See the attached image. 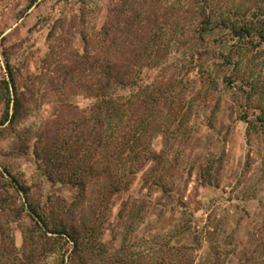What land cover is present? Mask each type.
<instances>
[{
  "label": "rangeland",
  "instance_id": "1",
  "mask_svg": "<svg viewBox=\"0 0 264 264\" xmlns=\"http://www.w3.org/2000/svg\"><path fill=\"white\" fill-rule=\"evenodd\" d=\"M118 1L37 0L27 9L29 0H0V80L5 76V50L24 93L26 116L15 126L16 132H36L53 114L89 105L90 99L79 90L65 89L67 69L77 65V54L83 53V35L91 45L97 42L109 9ZM148 1L156 7L173 2ZM56 19L60 26L48 36ZM170 30L166 28V34ZM216 37L208 38L207 51L199 60L207 72L201 74L195 67L183 76L196 105L189 130L155 134L151 149L159 161L146 163L134 174L130 187L117 194L109 207L101 241L110 251L138 244L134 250L140 252L141 264L171 261L170 247L183 244L191 246L182 253L193 264H264V43L235 51L238 64L233 69L221 66L232 42L218 44ZM174 48L170 56L175 55ZM87 73L82 77L86 81L91 79ZM161 75V69L147 67L140 79L152 84ZM226 76L237 81L229 83ZM33 142L30 135L0 141V166H7L29 186V197L40 205L49 204L48 195L70 203L78 190L52 184L41 175L31 152ZM25 144L30 148L21 153ZM203 168L210 183L200 178ZM90 200L87 196L80 209L88 210ZM125 207L128 212L122 218ZM186 222L191 229L175 236ZM28 224L26 218L10 223L18 249ZM69 247L56 248L41 264H59Z\"/></svg>",
  "mask_w": 264,
  "mask_h": 264
},
{
  "label": "trees",
  "instance_id": "2",
  "mask_svg": "<svg viewBox=\"0 0 264 264\" xmlns=\"http://www.w3.org/2000/svg\"><path fill=\"white\" fill-rule=\"evenodd\" d=\"M35 2L29 0L27 9ZM60 21L52 23L48 36L54 35ZM166 28H171L169 35ZM213 35L218 44L232 42L221 66L234 69L238 64L235 51L264 43V0H227L226 5L221 0H173L169 6L157 7L148 0H119L109 9L97 42L91 45L83 35V53L77 54V65L67 69L65 89L79 90L90 99L89 105L53 114L36 132L14 129L26 116L24 93L19 91L16 70L4 50L0 141L30 135L34 139L31 152L41 175L52 184L77 189L78 194L70 203L48 195L49 204L40 205L29 197V186L7 166H0V264H41L56 248L68 244L69 252L59 264H141L140 252L134 250L138 244L110 251L101 241L109 207L117 194L130 187L134 174L146 163L159 161L151 149L155 134L189 130L196 105L183 76L195 67L201 74L207 72L199 60ZM173 47L175 55L170 56ZM147 67L161 69L159 82H142L140 73ZM177 70L182 76L175 75ZM86 71L91 78L87 81L82 78ZM224 79L237 81L233 76ZM29 148L25 144L20 152ZM202 170V182L210 183L207 169ZM87 196L91 199L88 210L80 209ZM127 212L125 207L121 217ZM24 218L29 224L18 249L10 223ZM189 229L186 222L176 229L175 236ZM193 240L198 243L197 236ZM189 247L174 245L170 247L171 261L146 264H193L182 253Z\"/></svg>",
  "mask_w": 264,
  "mask_h": 264
}]
</instances>
